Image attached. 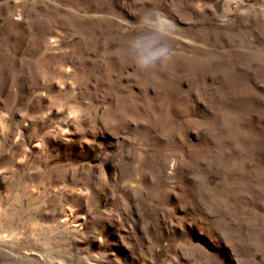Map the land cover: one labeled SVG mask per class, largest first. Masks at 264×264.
I'll return each mask as SVG.
<instances>
[{
    "label": "rangeland",
    "instance_id": "rangeland-1",
    "mask_svg": "<svg viewBox=\"0 0 264 264\" xmlns=\"http://www.w3.org/2000/svg\"><path fill=\"white\" fill-rule=\"evenodd\" d=\"M0 264H264V0H0Z\"/></svg>",
    "mask_w": 264,
    "mask_h": 264
},
{
    "label": "clouds",
    "instance_id": "clouds-1",
    "mask_svg": "<svg viewBox=\"0 0 264 264\" xmlns=\"http://www.w3.org/2000/svg\"><path fill=\"white\" fill-rule=\"evenodd\" d=\"M133 34L124 42L122 53L140 73H148L158 65H165L171 56L169 41L175 26L158 10L146 9L138 14Z\"/></svg>",
    "mask_w": 264,
    "mask_h": 264
},
{
    "label": "bare ground",
    "instance_id": "bare-ground-1",
    "mask_svg": "<svg viewBox=\"0 0 264 264\" xmlns=\"http://www.w3.org/2000/svg\"><path fill=\"white\" fill-rule=\"evenodd\" d=\"M228 3H230L229 1H228ZM225 4H226V2H225ZM228 9V8H227Z\"/></svg>",
    "mask_w": 264,
    "mask_h": 264
}]
</instances>
